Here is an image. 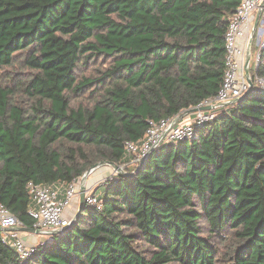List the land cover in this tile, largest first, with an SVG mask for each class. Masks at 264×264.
I'll return each instance as SVG.
<instances>
[{
	"label": "trees",
	"instance_id": "1",
	"mask_svg": "<svg viewBox=\"0 0 264 264\" xmlns=\"http://www.w3.org/2000/svg\"><path fill=\"white\" fill-rule=\"evenodd\" d=\"M239 3L0 0V203L32 227L29 182L126 169L28 261L0 232V264H264V89L213 109L192 140L163 139L135 164L125 150L217 94Z\"/></svg>",
	"mask_w": 264,
	"mask_h": 264
},
{
	"label": "built area",
	"instance_id": "2",
	"mask_svg": "<svg viewBox=\"0 0 264 264\" xmlns=\"http://www.w3.org/2000/svg\"><path fill=\"white\" fill-rule=\"evenodd\" d=\"M258 10H260L259 18L252 34ZM256 33L263 38L262 41L260 40V48H263L264 0H240L239 5L229 18L224 37L225 71L221 86L213 98H207L198 104V106H210L211 108L193 113V118L188 123H177L171 126L173 120L169 118L161 119L158 122L150 121L145 139L140 146L129 141L125 142L126 153L134 155L130 161L131 164L144 158L163 139L166 141L192 140L196 135L195 128L215 117L216 113L213 109L224 103L236 101L235 99L240 98L253 88L264 89V75L251 77V74L246 75L244 72V64L251 51V42ZM256 60L258 63V55ZM112 178L110 176L105 178L103 183ZM28 187L33 203L28 211L33 220L32 227L48 232L62 230L70 225L72 218L66 216L65 210L78 193L79 178L73 179L65 186L59 183L29 182ZM84 200L88 204L95 205L98 209L101 207V202L98 201L94 192L89 193L86 190ZM20 226H23L21 221L0 203L1 239L15 249L21 261H28L37 245H28L24 241L21 231L15 229ZM45 234H47V239L52 238L51 234Z\"/></svg>",
	"mask_w": 264,
	"mask_h": 264
},
{
	"label": "rangeland",
	"instance_id": "3",
	"mask_svg": "<svg viewBox=\"0 0 264 264\" xmlns=\"http://www.w3.org/2000/svg\"><path fill=\"white\" fill-rule=\"evenodd\" d=\"M262 39L263 38H261V36L258 35L257 33L253 36V40L251 42L252 47H251V51L249 53V57H250L249 64H248L249 74L256 73V68L258 67L257 64L259 63V62L257 63L256 58L258 55L259 61H260V53L262 52V49H263V48H260V44H261ZM244 66H245V64H244ZM19 68H20V65H16V66L6 67L3 70L6 72L7 75H12V72L19 70ZM91 69H92V67L84 68V73L86 75L91 74L93 72ZM244 72H245V70H244ZM251 77H253V76H251ZM87 97L88 96H84L82 98H74V99H72L71 102L73 104H77V103L83 101V103L86 104L88 102ZM199 111H201V110H199ZM189 114H193V113H189ZM189 114H185L183 116V118L180 119V121L183 120L184 118H186L187 115H189ZM98 163L99 162H97L95 164H98ZM117 166L118 167L115 168L114 166H112L108 163H102V164H99L98 166H96L94 168L90 167L91 169L90 168L88 169L89 173L86 175V178L84 181L85 187L87 188V192H89V193L94 192L100 185L103 184L105 178H107L109 176L110 177H116L115 173L123 172V170H126L124 164H117ZM82 178H83V176L79 177V186L81 184ZM96 191H97V193H100L99 189H97ZM78 192H79V189H78ZM78 206H79V193H77V195L75 196L73 201L66 207V210H65L66 216L69 217L70 219L73 218L77 212ZM0 232L2 233V231H0Z\"/></svg>",
	"mask_w": 264,
	"mask_h": 264
},
{
	"label": "water",
	"instance_id": "4",
	"mask_svg": "<svg viewBox=\"0 0 264 264\" xmlns=\"http://www.w3.org/2000/svg\"><path fill=\"white\" fill-rule=\"evenodd\" d=\"M259 14H260V10L257 11L256 17H255V20H254V23H253L252 34H253V32H254L256 26H257V22H258ZM249 59H250V57H249V55H248V56H247V59H246V61H245V66H244V70H245V74H246V75L249 73V70H248ZM250 84H252V83H250ZM238 99H239V98H238ZM238 99H235V100H238ZM226 104H228V103H224L223 105H226ZM210 108H211L210 106H195V107H192V108H190V109H187V110L181 112L179 115H177V116L173 119L171 126H173L174 124L179 123L180 119L183 118V116H184L185 114L194 113V112H197V111H199V110H208V109H210ZM102 163H108V164L114 166L115 168L118 167L116 164H114V163H112V162L101 161V162H99L98 164H95V165H94L93 167H91V168H94V167H96V166H98L99 164H102ZM91 168H90V169H91ZM88 173H89V170H87V171L82 175L83 178H82V180H81V184H80V186H79V192H78V193H79V206H78V209H77L76 214H75L74 217L71 219V223H70V224H72V223H74V222L76 221V219H77V217H78V214H79V212H80L81 206H82V205L84 204V202H85L84 197H85V192H86L87 188L85 187L84 181H85L86 175H87ZM15 229H16V230H19V231H21V232H22V231H24V232H33V233H37V234L48 233V234H51V235H53V234H57V233H60V232H62L63 230H65V228H64V229H62V230H51V231H48V232H44V231H42L41 229H38V228H34V227H25V226L16 227ZM1 230H2V229L0 228V231H1Z\"/></svg>",
	"mask_w": 264,
	"mask_h": 264
},
{
	"label": "crops",
	"instance_id": "5",
	"mask_svg": "<svg viewBox=\"0 0 264 264\" xmlns=\"http://www.w3.org/2000/svg\"><path fill=\"white\" fill-rule=\"evenodd\" d=\"M193 118V114H189L187 115L186 118H184L183 120H181L179 123H188L192 120ZM46 235L45 233H41V234H37V233H33V232H21V236L23 237L24 241L28 244V245H38L39 243H41L42 241L46 240Z\"/></svg>",
	"mask_w": 264,
	"mask_h": 264
}]
</instances>
